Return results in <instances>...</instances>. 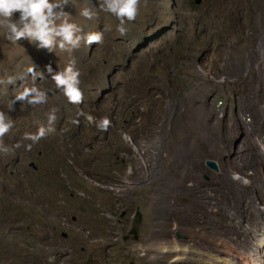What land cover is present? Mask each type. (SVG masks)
I'll return each mask as SVG.
<instances>
[{"label":"rangeland","instance_id":"374dc122","mask_svg":"<svg viewBox=\"0 0 264 264\" xmlns=\"http://www.w3.org/2000/svg\"><path fill=\"white\" fill-rule=\"evenodd\" d=\"M263 144L264 0H0V264L249 252Z\"/></svg>","mask_w":264,"mask_h":264},{"label":"bare ground","instance_id":"6f19581e","mask_svg":"<svg viewBox=\"0 0 264 264\" xmlns=\"http://www.w3.org/2000/svg\"><path fill=\"white\" fill-rule=\"evenodd\" d=\"M262 146L264 148V144ZM238 179L240 181H249L246 180V177L244 178L242 176H239ZM258 208L264 214L259 206ZM201 213L203 212L201 211ZM233 218L234 223L237 224V217ZM255 225L256 226L252 225L253 231L246 236L248 246L250 248L249 252L244 251V249V252L241 251V249L244 248L246 242L242 244L238 241H235V238H232V236L230 237V234L235 230L234 228L229 229L228 231L225 229V233H217L212 237L197 233L191 237L190 242L185 241V243L177 239L176 235L175 237L172 236L170 239H167V237H165L163 234L161 235V232H158V236H156L157 240L154 239L151 244L146 246L147 248L142 246L141 249L143 253L149 250L151 257L157 258L160 256L163 263L165 264H177L178 262H183L186 264H264V223L261 225V222L259 221L255 222ZM236 233L240 236V241H242V236L238 232ZM165 234H167L166 236H169V229ZM160 235L161 237L164 236L165 238L163 237L164 239H158Z\"/></svg>","mask_w":264,"mask_h":264},{"label":"water","instance_id":"95a60500","mask_svg":"<svg viewBox=\"0 0 264 264\" xmlns=\"http://www.w3.org/2000/svg\"><path fill=\"white\" fill-rule=\"evenodd\" d=\"M197 2H198V1H197ZM206 163H207V165H208L211 169H213V170H215V171H218V166H217L216 162H213V161H207Z\"/></svg>","mask_w":264,"mask_h":264},{"label":"trees","instance_id":"16d2710c","mask_svg":"<svg viewBox=\"0 0 264 264\" xmlns=\"http://www.w3.org/2000/svg\"><path fill=\"white\" fill-rule=\"evenodd\" d=\"M60 174V173H59Z\"/></svg>","mask_w":264,"mask_h":264}]
</instances>
